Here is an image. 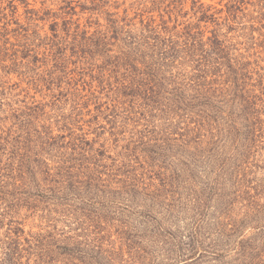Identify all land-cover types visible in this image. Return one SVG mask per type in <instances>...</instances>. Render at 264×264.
<instances>
[{
    "label": "rangeland",
    "instance_id": "rangeland-1",
    "mask_svg": "<svg viewBox=\"0 0 264 264\" xmlns=\"http://www.w3.org/2000/svg\"><path fill=\"white\" fill-rule=\"evenodd\" d=\"M0 264H264V0H0Z\"/></svg>",
    "mask_w": 264,
    "mask_h": 264
}]
</instances>
